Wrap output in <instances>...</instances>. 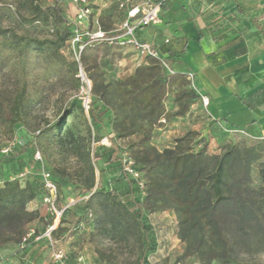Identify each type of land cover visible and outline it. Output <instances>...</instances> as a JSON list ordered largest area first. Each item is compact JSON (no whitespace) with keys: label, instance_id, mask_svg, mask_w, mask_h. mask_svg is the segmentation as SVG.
<instances>
[{"label":"trees","instance_id":"1","mask_svg":"<svg viewBox=\"0 0 264 264\" xmlns=\"http://www.w3.org/2000/svg\"><path fill=\"white\" fill-rule=\"evenodd\" d=\"M40 1L9 0L6 4L5 0H0L1 59L24 61L33 53L74 55L69 46L73 27L67 22L68 10L64 0H48L49 4L46 6H42ZM157 2L161 9L166 0ZM12 4L16 21L31 30L39 27L41 36L28 30L18 33L14 27L2 25V13L4 10L10 11ZM253 22L264 33L256 20ZM98 24L104 31L114 34V29L103 26L100 18ZM107 46L110 47L103 42L85 46L80 52L79 61L73 56L69 63L73 74H77L79 63L88 66L97 53ZM147 60V64L138 67L125 80L110 86L103 85L100 74L89 75L93 84L92 94L95 96L88 110L90 123H97L102 101L112 111L111 122L117 134L138 133L141 136L134 144L132 154H129L127 148L119 149L113 138L110 142L111 159H116L118 154L120 173L128 181V190L117 193L111 184L104 185L100 175L96 179L94 164L98 154H83L78 148L76 153L83 158L87 174L82 182L74 186V190L86 197L59 208L63 211L52 231V237L66 256L59 237L64 236L67 230V235L75 234L83 226L86 229L84 241L92 247L97 264H122L116 263V259L123 256L124 251L127 256L134 257L130 264H150L148 252L151 226L143 219L145 208L172 210L177 218L179 236L186 244L185 254H197L203 264H210L212 261L235 263L234 248L238 243L243 244L256 236L264 247V188L255 190L250 187L251 167L264 155V138L251 144L231 141L219 153H208L205 146L197 151L185 150L181 141L188 137L186 135L176 139L174 147L158 151L150 142L152 128L160 125L163 116L166 120L183 116L188 105L196 101L199 95L192 88H181L176 94L180 102L178 110L171 115L166 114L164 96L167 89L178 82L181 87L188 82L184 73L175 70L169 73L155 59ZM171 60L176 61L172 56ZM34 99L23 80L20 84L16 83L1 117L5 132L14 136V125L18 121L25 123L24 115ZM71 106L72 102L68 101L54 122L31 134L30 144L35 145L32 154L36 149L40 151L44 168L55 184L44 155L50 156L52 140L61 137L60 124L70 112ZM88 135L91 136L90 130ZM96 138L99 139V134L93 130V139ZM70 140L76 141L73 136ZM9 155L0 152V158ZM124 157L133 161L134 169L144 182L143 190L138 187L136 180L123 172ZM32 162L34 170L25 178L16 176L29 165L20 167L13 176L0 182V242L12 240L19 242V245L25 236V225L38 216V210L29 209L28 203L36 200L43 206L42 199L46 191L38 173V165L33 159ZM138 191L144 193V197L134 200L132 194ZM71 213L76 217L77 223L67 218ZM51 222L52 217L48 224ZM42 232L34 231L25 248L20 249L18 246L12 254L1 258L0 264L39 262L27 259L26 251L34 245H40L48 252L45 240L33 241V237ZM105 237L115 243L104 246L102 240ZM77 259L78 257L73 264L77 263ZM64 261L70 264L65 258ZM163 264L168 263L165 260Z\"/></svg>","mask_w":264,"mask_h":264},{"label":"rangeland","instance_id":"2","mask_svg":"<svg viewBox=\"0 0 264 264\" xmlns=\"http://www.w3.org/2000/svg\"><path fill=\"white\" fill-rule=\"evenodd\" d=\"M5 2L8 4L9 0H5ZM145 2L156 3L157 0H89L93 17L100 18L102 25L109 29H116L125 21L127 9L130 6L142 5ZM168 2L178 5L188 2L195 8L205 5L207 10L204 13L212 15L217 6H223L230 0H169ZM121 3L122 7H120ZM40 4L46 6L49 1L41 0ZM64 4L68 10L67 22L73 27L74 7L70 0H64ZM10 6V11L4 10L2 13L3 26L14 27L18 33L28 30L32 34L41 36L39 27L31 30L26 25H20L13 12L14 5ZM88 24L90 28L93 25L91 21ZM78 26L84 28L86 22H82ZM73 56L68 53L61 56L33 53L29 59L18 62L5 61L0 58V150L14 136L20 140V144L13 148L9 156L0 158V182L13 176L20 167L33 164L32 150L35 145L30 144L32 132L54 122L63 112L66 103L72 102L70 112L66 114L60 124L61 137L52 140L50 156L44 155L45 162L52 170L57 184L55 203L57 208L86 197L74 190V186L82 182L87 174L83 158L76 153L78 148L83 154L96 152L99 156L94 164L96 179L100 175L105 186L111 184L117 193H124L128 190V181L120 173L118 154L116 159H111V138L115 140L119 149L127 148L129 154H132L135 150L134 144L141 137L138 133L117 134L111 122L112 111L107 109L106 104L102 101L97 114V123L92 125L88 116L89 108L86 110L83 102L88 96L90 106L91 100L95 97L92 94L93 84L89 78L90 74H100L103 85L110 86L125 80L138 67L147 64V58L138 55L136 50L129 45H110V47L101 49L88 66L80 64L86 79V89L84 88L86 91L82 92L77 74H73L69 65ZM22 80L31 90L35 99L24 115L25 123L18 121L14 125L13 136L5 132L1 117L5 112L8 97L12 94L16 83L20 84ZM185 80L188 84L183 87L178 82L167 89L164 96L166 114L171 115L178 110L180 102L176 98L177 92L181 88H192L186 76ZM198 99L188 105L183 116L170 117L168 120L163 116L160 125L152 128L150 142L158 151L174 147L176 139L186 135L188 137L181 141V146L185 150L197 151L205 146L208 153H219L231 141L237 143L245 141L251 144L261 140L239 131H230L226 126L214 120L208 111L199 105ZM88 130H90V137ZM93 130L99 134V139H93ZM71 136L76 141H71ZM250 177L252 189L264 188V155L259 161L253 163ZM143 179L146 180L144 175ZM133 193L134 200H141L144 197L142 192ZM32 208L31 210H38V216L25 225V234L31 229L42 232L52 217L38 201ZM67 218H71L73 222L77 223L74 214H69ZM143 219L151 226V244L148 252L150 264H163L165 260L168 264H203L197 254L184 253L186 244L179 236L177 218L172 210L145 208ZM18 243L12 240L0 242V259L12 254L18 248ZM113 243L115 241L108 237L102 240L104 246ZM43 250L46 253V248ZM47 254L48 252L46 257H48ZM234 257L236 258L235 263L229 264H264V247L259 242V238L255 236L243 244L238 243L234 248ZM133 258L132 255L127 256L124 251V255L119 256L116 263L130 264ZM210 264L222 263L212 261Z\"/></svg>","mask_w":264,"mask_h":264},{"label":"crops","instance_id":"3","mask_svg":"<svg viewBox=\"0 0 264 264\" xmlns=\"http://www.w3.org/2000/svg\"><path fill=\"white\" fill-rule=\"evenodd\" d=\"M159 8L158 22L137 30L136 37L167 53L175 71L193 74L195 91L209 100V115L232 130L264 138V0H230L212 15L205 5L168 2ZM128 10V9H127ZM171 56L176 60L172 61ZM37 203L33 200L28 208ZM86 229L59 237L65 260L73 264H97L84 241ZM40 245L26 251V258L41 264L52 262Z\"/></svg>","mask_w":264,"mask_h":264},{"label":"built area","instance_id":"4","mask_svg":"<svg viewBox=\"0 0 264 264\" xmlns=\"http://www.w3.org/2000/svg\"><path fill=\"white\" fill-rule=\"evenodd\" d=\"M71 3L74 7L75 21L69 46L77 61H79L80 52L85 46L103 42L107 43L108 45H129L134 48L138 55H140L141 57L153 58L167 72H174L167 53L160 51L148 42L139 41L136 37V32L138 29L156 24L159 21V2H145L142 5L130 6L127 10L125 21L118 28L113 30L114 34H109V32L104 31L99 27L98 18L93 17V11L91 6L89 5V0H71ZM122 6L123 4L121 3L120 7ZM89 21L93 23L91 28L88 26ZM82 22H86V26L84 28L78 26V24ZM185 76L191 84V87L195 90L193 84V74L188 72L185 73ZM77 77L78 81L80 82L81 91L85 92L86 79L82 73L80 63L78 66ZM200 101L204 107H207L209 100L206 96L200 95ZM83 106L86 110L89 108L88 96L84 100ZM230 131H239L246 134L243 130L230 129ZM18 144H20V140L17 136H14L12 140L0 150V152L3 154H10L13 148ZM32 159L34 163L38 165V173L42 179L43 187L46 191V194L42 199V204L52 216V222L46 226V228L40 235L34 236L33 241L37 242L42 239L45 240L47 245L48 258L56 264H66L64 261L65 256L63 251L56 245V241L52 237V231L56 227L63 211V209H59L55 205V201L57 198V186L52 181L50 173L44 168L43 157L39 150H34ZM33 170L34 166L29 165L27 169L19 172L16 177L25 178L28 174L32 173ZM122 170L124 173L128 174L134 180H136L138 187L143 190L144 182L140 178L139 173L134 169L133 161L130 158H123ZM33 234L34 231L32 229L25 234L19 244L20 249H23L28 245V240L33 236ZM81 260V257H79L76 264H80ZM31 264L40 263L33 262Z\"/></svg>","mask_w":264,"mask_h":264}]
</instances>
